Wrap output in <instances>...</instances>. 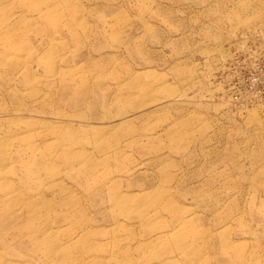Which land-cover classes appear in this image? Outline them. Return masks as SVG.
Instances as JSON below:
<instances>
[{
    "label": "rangeland",
    "instance_id": "1",
    "mask_svg": "<svg viewBox=\"0 0 264 264\" xmlns=\"http://www.w3.org/2000/svg\"><path fill=\"white\" fill-rule=\"evenodd\" d=\"M0 264H264V0H0Z\"/></svg>",
    "mask_w": 264,
    "mask_h": 264
}]
</instances>
